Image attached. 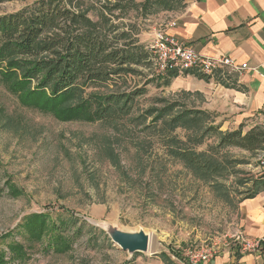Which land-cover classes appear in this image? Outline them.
<instances>
[{"label": "rangeland", "instance_id": "rangeland-1", "mask_svg": "<svg viewBox=\"0 0 264 264\" xmlns=\"http://www.w3.org/2000/svg\"><path fill=\"white\" fill-rule=\"evenodd\" d=\"M39 1L4 2L0 16ZM119 1L72 3L86 10L94 22L109 17L120 30L127 27L129 35L148 32L150 16L179 3L158 0L150 9L139 10L132 3L144 0H123L126 10L121 12L113 8ZM149 62V66L134 67L116 86L109 83L96 89L101 94L143 90L128 105L129 114L115 124L61 122L23 104L20 95L0 81V252L4 262L193 264L190 254L220 247L225 236L236 233L239 204L249 195L252 179L260 177L264 149L210 152L221 166L215 164L206 174L170 157L169 139L207 152L218 138L200 139L183 128L168 131L164 123L190 107L157 87L158 76ZM172 104L176 108L162 124L154 122L156 114L146 115L148 110ZM34 214L47 216L48 227L59 226L51 235L62 240L63 246L46 248V236L27 240L24 226ZM140 232L149 238L146 254L129 255L112 242V235ZM15 244L23 247L21 256L10 253L9 247Z\"/></svg>", "mask_w": 264, "mask_h": 264}, {"label": "trees", "instance_id": "trees-1", "mask_svg": "<svg viewBox=\"0 0 264 264\" xmlns=\"http://www.w3.org/2000/svg\"><path fill=\"white\" fill-rule=\"evenodd\" d=\"M8 1L11 0H0V4ZM73 1L42 0L28 9L0 16V81L10 85L23 104L52 114L61 122L118 123L129 114L128 105L142 95L143 90L101 94L96 89L109 83L116 86L118 81L134 72V67L149 66L150 54L109 17H102L104 22H93L88 12ZM150 1L146 0L143 7ZM122 3L120 0L113 8L121 12L126 10ZM132 7H135L133 3ZM176 76V73H169L155 78V82H159L157 87L168 86ZM175 108L176 105H167L160 110H148L146 115L156 114L154 122L162 124ZM164 125L168 131L189 130L200 139L204 136L218 138L217 145L207 152L181 147L182 143L169 139L172 147L168 155L183 161L196 173L206 174L215 164L221 166L210 152L219 154L225 148H239L255 153L264 149V130L260 127L245 134L243 126L222 132L214 125L210 114L198 110H182ZM259 192H264V176L252 179L246 198H253ZM47 218L34 214L27 219L24 226L27 240L46 236V248L58 243L63 246L62 240L51 235L59 226L48 227ZM9 250L11 254H23V247L18 244L10 246ZM3 259L4 254L0 252V264H7Z\"/></svg>", "mask_w": 264, "mask_h": 264}, {"label": "crops", "instance_id": "crops-1", "mask_svg": "<svg viewBox=\"0 0 264 264\" xmlns=\"http://www.w3.org/2000/svg\"><path fill=\"white\" fill-rule=\"evenodd\" d=\"M178 1V6L165 7L161 14L149 17L148 32L132 34L138 44L149 52L152 29L161 26L197 53L228 56L247 68L241 74L221 71L208 80L196 74L177 75L164 87L165 92L182 99L190 109L210 114L222 132L240 126L244 134L254 127L264 130V0ZM145 2L133 4L148 10L158 3L151 0L143 7ZM122 30L130 33L127 27ZM239 211L236 233L264 240V192L244 198ZM201 264H264V249L255 254L223 249Z\"/></svg>", "mask_w": 264, "mask_h": 264}, {"label": "built area", "instance_id": "built-area-1", "mask_svg": "<svg viewBox=\"0 0 264 264\" xmlns=\"http://www.w3.org/2000/svg\"><path fill=\"white\" fill-rule=\"evenodd\" d=\"M174 23H171L172 27ZM151 42L148 47L151 62L157 76L164 77L169 73L177 75L196 74L206 78H212L221 71L229 74H241L247 65H237L228 56L210 57L202 55L187 47L179 40L161 27L152 29ZM260 177L264 176V153L259 159ZM220 247L210 248L207 251L190 254L193 264L206 263L222 252L223 249L241 254H255L264 249V240L250 239L242 233H234L225 236ZM219 246V245H217Z\"/></svg>", "mask_w": 264, "mask_h": 264}, {"label": "water", "instance_id": "water-1", "mask_svg": "<svg viewBox=\"0 0 264 264\" xmlns=\"http://www.w3.org/2000/svg\"><path fill=\"white\" fill-rule=\"evenodd\" d=\"M112 242L129 255L146 254L149 250V238L144 233L112 235Z\"/></svg>", "mask_w": 264, "mask_h": 264}]
</instances>
